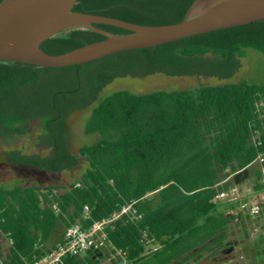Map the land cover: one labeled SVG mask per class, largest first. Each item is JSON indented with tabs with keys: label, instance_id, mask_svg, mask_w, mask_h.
<instances>
[{
	"label": "trees",
	"instance_id": "obj_1",
	"mask_svg": "<svg viewBox=\"0 0 264 264\" xmlns=\"http://www.w3.org/2000/svg\"><path fill=\"white\" fill-rule=\"evenodd\" d=\"M192 1L76 0L71 10L168 24L180 20ZM93 24L116 34L129 32ZM102 38L90 27L77 26L49 35L39 46L62 53ZM247 49L264 55V20L79 64L0 60V138L13 139L26 132L29 120L38 119V142L50 147L48 155L8 150L12 165L56 173L74 167L79 155L86 161L81 174L66 184L0 187V254L1 234L11 238L5 264H24L43 254L84 205L89 224L130 204L105 231L109 243L135 264H187L225 249L231 222L258 218L231 213L235 205L212 198L220 189L238 185L247 172L252 191L263 187L256 158L264 156V108L258 104L264 101V83L240 79L144 93L113 90L91 104L83 132L97 133L98 139L77 153L68 150L66 117L114 77L156 71L228 75ZM59 220L63 225L57 229ZM103 258L102 252L68 255L64 263L98 264Z\"/></svg>",
	"mask_w": 264,
	"mask_h": 264
},
{
	"label": "water",
	"instance_id": "obj_2",
	"mask_svg": "<svg viewBox=\"0 0 264 264\" xmlns=\"http://www.w3.org/2000/svg\"><path fill=\"white\" fill-rule=\"evenodd\" d=\"M76 0H0V60L39 66L84 63L107 54L152 46L218 28L264 20V0H193L182 18L168 24H139L72 11ZM108 23L129 30L116 34L95 26ZM87 26L104 38L62 53H47L39 44L49 35Z\"/></svg>",
	"mask_w": 264,
	"mask_h": 264
},
{
	"label": "rangeland",
	"instance_id": "obj_3",
	"mask_svg": "<svg viewBox=\"0 0 264 264\" xmlns=\"http://www.w3.org/2000/svg\"><path fill=\"white\" fill-rule=\"evenodd\" d=\"M245 79L251 82L264 83V55L257 50L247 49L246 56L239 58V66L228 75L211 73L194 74H166L156 71L144 75H124L114 77L103 84L97 91L93 100L88 104L76 108L66 117L68 150L77 153L81 145L89 144L98 139L97 133H84L83 125L88 117L91 104L101 97L116 89H128L135 93H144L156 89L184 88L205 84L223 83ZM41 124L38 119L26 123V132L15 136L13 139L0 138V187H12L17 184H44L49 182L69 183L77 178L86 166L82 156H78V163L72 168H65L56 173L37 170L27 166L14 167L5 152L17 149L21 153L48 155L50 147L38 142ZM238 183L241 193L248 195L251 188V177L244 173ZM63 221L59 220L57 229L61 228ZM245 227V229L243 228ZM231 246L227 252L218 250L214 255H207L198 261L190 260L187 264H264V220L259 218L245 220L244 223L231 222ZM261 241L257 243L258 238ZM2 252L6 253L5 241L1 239Z\"/></svg>",
	"mask_w": 264,
	"mask_h": 264
},
{
	"label": "built area",
	"instance_id": "obj_4",
	"mask_svg": "<svg viewBox=\"0 0 264 264\" xmlns=\"http://www.w3.org/2000/svg\"><path fill=\"white\" fill-rule=\"evenodd\" d=\"M264 108V101L258 102ZM256 161L260 167L263 187L258 191H252L250 196L241 193L237 184L220 189L212 198V201H221L235 205L229 212L242 216L258 217L264 220V156L258 155ZM129 205L122 206L119 211L114 212L111 217L104 218L85 224L88 220V207L83 209L74 222L69 224L62 236L56 240L50 248L39 256H34L24 264H65L64 257L68 255H88L89 253L102 252L104 258L98 264H135L133 259L127 258L125 253L114 248L107 240L105 225L126 211ZM144 236L146 234H143ZM1 239L5 241L6 247L11 244L9 233H2ZM2 244V242H1ZM4 254H0V264H5ZM234 264V263H230Z\"/></svg>",
	"mask_w": 264,
	"mask_h": 264
},
{
	"label": "crops",
	"instance_id": "obj_5",
	"mask_svg": "<svg viewBox=\"0 0 264 264\" xmlns=\"http://www.w3.org/2000/svg\"><path fill=\"white\" fill-rule=\"evenodd\" d=\"M251 194L249 193L248 195L246 194V196H250Z\"/></svg>",
	"mask_w": 264,
	"mask_h": 264
}]
</instances>
